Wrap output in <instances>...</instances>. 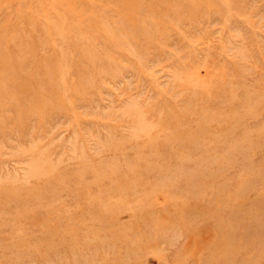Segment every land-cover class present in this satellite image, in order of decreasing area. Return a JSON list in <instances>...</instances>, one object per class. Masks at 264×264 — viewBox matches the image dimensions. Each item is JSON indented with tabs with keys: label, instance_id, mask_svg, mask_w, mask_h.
Segmentation results:
<instances>
[{
	"label": "rangeland",
	"instance_id": "obj_1",
	"mask_svg": "<svg viewBox=\"0 0 264 264\" xmlns=\"http://www.w3.org/2000/svg\"><path fill=\"white\" fill-rule=\"evenodd\" d=\"M0 264H264V0H0Z\"/></svg>",
	"mask_w": 264,
	"mask_h": 264
}]
</instances>
